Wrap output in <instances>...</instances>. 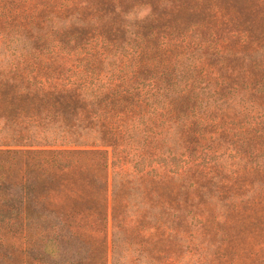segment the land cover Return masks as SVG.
<instances>
[{
    "label": "trees",
    "instance_id": "1",
    "mask_svg": "<svg viewBox=\"0 0 264 264\" xmlns=\"http://www.w3.org/2000/svg\"><path fill=\"white\" fill-rule=\"evenodd\" d=\"M65 188L96 207L39 197ZM22 216L95 264H264V0H0V222Z\"/></svg>",
    "mask_w": 264,
    "mask_h": 264
},
{
    "label": "rangeland",
    "instance_id": "2",
    "mask_svg": "<svg viewBox=\"0 0 264 264\" xmlns=\"http://www.w3.org/2000/svg\"><path fill=\"white\" fill-rule=\"evenodd\" d=\"M107 150L109 153L107 172L109 194H111L113 180L112 151L110 148ZM64 182L71 187L74 184V178H64ZM69 188H65L60 193L53 195H49L47 190H41L39 197L47 200L49 204L60 210L69 211L73 207V202L79 201L77 203L79 206L81 201L78 195H82L83 193L80 190ZM14 199L15 196H12L9 200L13 201ZM84 206L93 209L96 207V204L90 202L87 205H80L79 207L83 208ZM32 223V221L25 220L23 216L16 220L0 222V264H95L90 259L91 252L89 251V246L85 245L81 247L76 242L70 240L67 235V228H63L61 236L56 243L50 244L54 247L52 253H47L45 243L35 246L34 241L37 239L34 232L35 228L38 227V229L45 230L49 228V225L43 223L38 226L39 223ZM73 227L83 235V238L88 243H92L95 240L98 241L100 237V234L96 232L92 217L77 220ZM107 233L111 237L110 224Z\"/></svg>",
    "mask_w": 264,
    "mask_h": 264
}]
</instances>
